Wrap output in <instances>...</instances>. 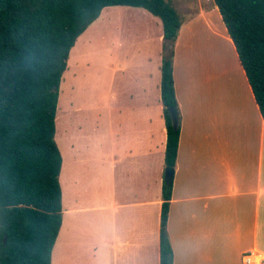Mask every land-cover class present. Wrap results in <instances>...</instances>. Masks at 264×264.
Masks as SVG:
<instances>
[{"label":"crops","instance_id":"obj_1","mask_svg":"<svg viewBox=\"0 0 264 264\" xmlns=\"http://www.w3.org/2000/svg\"><path fill=\"white\" fill-rule=\"evenodd\" d=\"M124 49L107 46L114 71L152 61ZM153 63L105 121L77 104L63 119L59 264H159V52ZM172 69L180 124L166 224L173 264H244L246 255L264 264V118L213 0L181 24Z\"/></svg>","mask_w":264,"mask_h":264},{"label":"trees","instance_id":"obj_2","mask_svg":"<svg viewBox=\"0 0 264 264\" xmlns=\"http://www.w3.org/2000/svg\"><path fill=\"white\" fill-rule=\"evenodd\" d=\"M264 118V0H213ZM146 9L162 24L160 96L164 168L175 165L180 124L173 42L185 19L169 0H0V264H50L61 225V156L54 138L59 85L75 40L106 6ZM163 172L159 264H173L167 235L172 175Z\"/></svg>","mask_w":264,"mask_h":264},{"label":"rangeland","instance_id":"obj_3","mask_svg":"<svg viewBox=\"0 0 264 264\" xmlns=\"http://www.w3.org/2000/svg\"><path fill=\"white\" fill-rule=\"evenodd\" d=\"M169 1L184 19L196 10L199 2H210ZM99 21L101 24H97ZM158 29L162 34L160 19L143 8L116 5L106 6L101 10L99 17L76 39L75 45L70 49L67 67L59 85L54 135L57 145L62 148L67 145L68 148V140L61 135L63 119L74 114L76 104L82 107V112L78 110L77 114L80 112L79 114L91 115L92 118L98 115L105 121L114 111V106L122 104L126 94L129 95L136 88L132 78L139 74V70H155L153 62L158 52L161 59L163 56V40L158 37ZM111 42L115 46H124L126 51L143 49L141 54L150 56L152 61L147 62L142 56L144 64L141 67H127L124 72L114 71L106 65L110 62L106 49ZM134 62L136 60L129 61L130 65ZM51 264H59L57 245L52 251Z\"/></svg>","mask_w":264,"mask_h":264},{"label":"water","instance_id":"obj_4","mask_svg":"<svg viewBox=\"0 0 264 264\" xmlns=\"http://www.w3.org/2000/svg\"><path fill=\"white\" fill-rule=\"evenodd\" d=\"M169 114L171 118V123L174 128H176L179 124V113H178V108L176 106H172L169 108ZM165 173L167 176H171L173 173V168L168 167L165 169Z\"/></svg>","mask_w":264,"mask_h":264},{"label":"built area","instance_id":"obj_5","mask_svg":"<svg viewBox=\"0 0 264 264\" xmlns=\"http://www.w3.org/2000/svg\"><path fill=\"white\" fill-rule=\"evenodd\" d=\"M244 264H251V259L248 255L244 257Z\"/></svg>","mask_w":264,"mask_h":264}]
</instances>
